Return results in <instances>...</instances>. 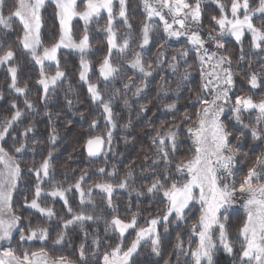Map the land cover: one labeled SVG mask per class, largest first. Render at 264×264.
<instances>
[{
    "label": "snow or ice",
    "instance_id": "6c2138e0",
    "mask_svg": "<svg viewBox=\"0 0 264 264\" xmlns=\"http://www.w3.org/2000/svg\"><path fill=\"white\" fill-rule=\"evenodd\" d=\"M219 9V16L213 15L211 20L214 27L209 30L207 40H205L199 28L202 27V4L204 0H141L143 9L146 13V19L140 28V36L137 47L139 51L133 49L132 45L135 37L132 34L133 25L128 15L127 0H15V6L6 16L3 14L7 6V0H0V29L10 30L12 22L18 20L22 26V34L18 37V47L30 55L32 61L40 66L41 79L38 81L43 87L44 95L42 100H46L50 90L54 89L57 82L66 76L64 71L60 70L57 53L61 48L70 49L79 54L80 71L79 80L87 85V91L93 103L98 104L104 113V118L108 126L106 136L107 141L100 136H94L86 141V151L89 157H96L101 152V146L107 142L111 144L112 130L116 128L113 119V110L111 100H105L99 88V84L90 82L89 72L91 62L87 55L92 50L90 27L93 23L99 25L101 20L106 22L102 28L105 34L107 53L99 63V78L105 83L107 90L108 83L117 78L121 71L119 64L113 63L115 54H119L122 59L127 60L128 67L134 72L140 73L144 79L136 85L134 96H139L144 88L147 87V78L152 76L153 69L151 64H145L143 59V50L151 42L150 34L153 32V18H159L163 25V32L169 38L179 39L187 38L188 45L196 51L197 59L200 63L201 74V92L211 94V99L202 95L196 96V102L202 107L196 111V119L188 113H184L183 122L192 121L184 129L188 133V139L191 141L189 146L190 157L175 162L174 172L172 164L175 156L180 150L181 124H175L169 128L163 135L157 129L156 135L152 138L156 145L155 158L151 159L152 165L159 168L163 165V171L156 172L152 183L147 186L146 191L149 194L163 197L166 201L162 215L148 220L147 227L138 226L137 214L133 213L130 220L125 221L116 213L113 204V193L116 188L128 190V181L132 179L133 173L129 169L125 177L119 184L97 183L85 190L82 183L87 176V172L76 180L74 185L67 188L59 186L54 179L53 174V151L50 150L46 157L42 159L39 166L29 168V173L34 174L35 183L32 186V198L27 196L24 199L23 207L35 210L41 217L52 220L57 213L51 206H42L40 201L45 197H51L55 202L57 199L63 202L67 213L71 219L62 220V230L58 233L56 239L52 242L60 245L64 241L66 230L76 225L84 231V225L87 222H97L104 219L105 234L114 233L118 237L115 247H110L102 255V264H131L132 257L137 253L142 243H151L153 254L161 255V234L158 231V225L163 223L165 233L168 226L172 223L185 221V217L199 205V216L191 225L188 247H185L180 234H177L175 250V264H214V254L223 249L229 256L235 253V241L229 236V209L233 208L237 202V193L243 199L242 208L245 212L243 224L239 227L237 237L240 245L238 264H264V149L255 156L251 167L243 175L242 180L237 184V174L240 171L238 165L241 161L238 156L248 153H241V144L251 135L255 142L252 145L253 150L264 144V98L255 101L252 96H235L233 103L230 92L235 87V76L232 64L233 57L227 50L225 37H232L238 44L242 45V38L246 33L251 35V48L264 52V0H231L230 7L223 0H211ZM118 3V11L116 4ZM46 4L55 6V16L59 21V34L55 42L50 47H45L41 39V30L43 28L42 10ZM83 5V9L80 6ZM230 12V15L228 14ZM242 13V14H241ZM168 17H171L169 22ZM78 19L83 22V32L78 40L74 38L73 21ZM259 21L257 26L256 21ZM126 29L121 35L117 24ZM178 27H175L177 26ZM211 41L215 49L224 50L223 52L209 51L205 47L206 43ZM43 49L41 52L40 49ZM131 52V59H128V53ZM180 57H187L188 49L178 50ZM164 52H158L157 64L163 63L161 59ZM16 52L12 46L4 49L0 45V65H8V73L11 78L9 88L18 95L27 94V85L18 86V67L12 62L15 60ZM246 59V53L241 47L239 61ZM173 61L177 56L172 57ZM45 61L56 63L54 75L48 76L44 72ZM168 67L173 71H178L177 63H170ZM191 67V66H189ZM189 67L184 68L182 80L187 81L190 77ZM210 69V70H206ZM264 75V68L260 73L252 72L248 76L247 83L251 89L264 87V80L258 79ZM128 83L123 85L125 91L133 86V77H128ZM119 94V90L113 93V96ZM2 98V97H0ZM71 101L69 104L71 105ZM125 105L128 100H124ZM24 104L27 109H32L33 104L25 99ZM16 109L12 115L0 121V141L6 142L10 135V130L14 124L23 116L16 103L11 104ZM168 111H174L176 104H166ZM144 106H141L143 111ZM232 113V119L236 125L240 126L239 135L236 136L237 145H233L230 137L234 133L230 132L221 116L225 111ZM243 113H255V123H245L242 119ZM128 125H124L127 127ZM91 127H97V121L93 120ZM32 131L29 126L20 135L27 136ZM17 138L13 137L15 141ZM58 137L55 135V129L49 136V142L55 144ZM26 148V144L21 142L19 147L14 148L16 154L21 153ZM150 165L145 171L155 169ZM0 264H89V254L86 251L87 244L81 243L78 248V260H70L68 257L59 255L53 256L45 247H39L36 250L24 249L20 251L23 244L28 241H40L44 244L50 238L49 229L39 225L33 227L24 226V217L17 214L13 206L14 192L18 189L22 177L20 163L14 158V155L0 144ZM100 173L105 169L100 168ZM113 173H109L112 175ZM175 175V178H174ZM51 183L50 190H45V183ZM170 182V183H169ZM93 188L99 189L101 193L106 194L104 202L106 208L113 213L110 220L104 215H96V206L92 199ZM75 190L79 194L80 207L79 212L74 211L70 205L67 193ZM132 192L142 195L137 189L132 188ZM87 197V198H86ZM92 205V212H85L83 208ZM105 209H101L103 213ZM177 226L179 224L177 223ZM129 230L135 231V238L131 240L126 250L125 240ZM18 233L19 239L16 240ZM85 239L89 233L84 232ZM195 238V239H193ZM16 241V247L12 242ZM102 241L100 237L94 236L92 245L94 250L92 257L97 256ZM193 243L195 247H192ZM183 254L184 260L181 261L180 255ZM165 264H172L166 260Z\"/></svg>",
    "mask_w": 264,
    "mask_h": 264
},
{
    "label": "trees",
    "instance_id": "16d2710c",
    "mask_svg": "<svg viewBox=\"0 0 264 264\" xmlns=\"http://www.w3.org/2000/svg\"><path fill=\"white\" fill-rule=\"evenodd\" d=\"M14 6L15 0H7V6L4 8L3 14L7 16L9 12L14 9ZM208 6H212V4L206 7ZM209 15L210 13L206 8V11L202 13V25H207L209 23L211 17ZM42 17L44 23L41 30V39L43 45L49 47L55 42V38H57L59 34V21L55 16V6L46 4L45 9L42 10ZM72 26L75 39H79L80 31L83 30L84 27L83 24L78 20L74 21ZM21 34L22 26L19 25V22L16 20L12 22V28L10 30L5 31L0 29V45H3L4 49L12 46L13 50L16 52L15 65L18 67V86L23 87L27 85L26 96L16 94L10 95H13L12 98H15L17 107L24 113L22 120H20L24 127L23 131L29 126L33 128V131L29 132L27 136L20 135L23 132L18 131V134H15L17 138L15 141L13 140L12 134V136L7 137L6 142L2 143L5 148L12 150V154L16 157L17 162L20 163L22 171H24L21 177L23 180L21 181L20 190L24 192L25 197L28 195V199L31 200L32 186L36 181H34V174L29 173L28 169L34 167L36 162H41L50 150L57 151L56 156H53L52 159V165H54L53 174L56 177L64 179L63 184L57 182V184L63 188L74 185L76 180L84 172H87V180L88 178L89 180L92 178L95 182L101 179L96 171L107 163L108 165L106 168L108 171L106 173V178L110 182L116 181L114 185L119 184L121 179L125 177L129 169H131L133 176L132 179L128 181V190L116 188L113 193V204L116 208L115 214L119 215L121 219L128 221L131 219L132 214L136 213L138 226L147 227L146 220L148 218L151 219V214L164 209V206H162L164 200L159 198L147 200L145 198V201L141 202L140 199L132 196L136 194V192H132L131 189L135 188L140 193L145 194L146 188L152 183L155 173L163 171L162 164L159 168H156L155 165H152L151 159H145L146 156L153 159L155 158L156 145L153 144L152 138L156 135L157 129H159L160 134L163 135L164 132L173 125L181 124L180 150L175 156L171 166L173 172L175 169V162L186 159L191 155L188 150L191 141L188 139V133L184 131V129L196 119L195 114L199 105V103L196 102V96L202 93L198 76L190 77L189 80L185 81L182 88V86H177L178 80L175 77L168 76L167 74L164 77L160 73L153 72L152 76L147 80V87L136 97L123 94H118L114 97L113 91L116 88H111L109 82L108 90L110 93L107 94L106 98L111 100L114 113L113 119L117 126L118 135L113 134L117 149L113 157L108 158V160L101 158L103 154L96 159H91L86 156L84 146L90 134H92V129L94 130V128L91 127L92 121H97L98 118L103 119L104 113L102 109L101 114L95 111V107L97 108L98 104L96 106V104L92 102L87 89L79 82V75L76 73V68L79 63V54L71 50H62L58 53L60 68L67 66L64 71L66 76L61 79L60 83L57 84L54 89L49 91L47 99L42 100L41 97L44 93L38 83L40 70L33 66L34 62L31 60L30 55L25 53L22 47L17 46L18 37ZM96 38H98L96 35H91L93 47L88 54L89 59L92 60L91 63L96 61L95 59L102 60L107 53V45H98V40H96ZM250 41L251 39L247 38V42ZM238 48L239 46L237 45L227 46V50L231 55L237 52ZM255 51L254 55L251 56L253 60L251 67L253 68V72L257 73L259 63H255V59L259 58L261 53L260 51ZM95 54L96 56H94ZM114 57L113 63L117 64ZM233 70L234 73H238L235 78L238 89H240L242 93L252 96L254 100L258 99L259 92L254 94V90H252L249 85L245 84L246 81L244 77L241 76L243 74L242 69L234 68ZM123 75L128 77L132 76L130 70ZM161 81L164 83H161ZM93 82H98L100 85L102 80L94 77ZM10 83L11 79L7 68H2L0 70V97H2L0 98V121L11 116L16 110L11 107V98L7 95L10 89ZM134 84L135 79H133V85ZM121 88L124 87L122 86ZM181 88L182 90H180ZM123 91L124 89L120 92ZM29 96L33 98L32 104L36 110L26 108L23 98ZM125 99L128 100L127 105L124 103ZM69 101L72 102L71 105H76L74 110L66 108L70 105ZM49 103L51 105V111L44 110ZM171 103L176 104V109L170 112L165 108V105ZM142 105L144 106L143 111L141 110ZM37 113H39V118L35 115ZM184 113H188L192 117V121L181 123ZM124 125L128 126L124 127ZM53 129H55V135L58 137L55 144L49 142V136L52 134ZM21 142L26 144V148L21 153L16 154L14 148L16 145L19 147ZM244 151L248 154L256 152L255 149L253 150L250 141H247V146ZM242 164L243 163L239 166L240 171H244L242 168H245ZM150 165L155 169V172L150 169L152 175L151 179L149 181H144V168H148ZM109 173L113 174L109 175ZM242 178L243 175L237 174V184H239ZM45 184H49V182ZM46 188L47 187H45V189ZM72 194L76 197H79V194L76 193L74 189L67 193L70 205L73 207L74 211L79 212L81 210L80 202H73ZM91 196L96 206L95 214L104 215L106 219L112 218L113 213L106 208V203L104 199H102L106 198V194L93 190ZM41 201L47 205H52L51 207H53L57 215L59 214L64 219H71V216L67 213V209L63 206V202L59 201V199L53 202L51 197H45ZM101 209H105V211L101 213ZM83 210L85 212H92V205L85 206ZM26 213H30L31 218L38 214L33 210H26ZM54 219L55 217L49 221L46 217L40 216L41 223L49 224L48 222H50L55 225ZM243 220V215L241 213H234L230 216L228 231L230 239L236 242L235 253L233 256H229L222 248L219 249V252H216L213 257L214 264H238L240 245L237 233L239 227L243 224ZM28 221L29 220H27L25 224L34 223H29ZM100 221L95 222V224ZM170 225L166 233L168 235H171L175 229L170 227ZM98 228L100 229L95 230V228H92V224L85 223L84 230L89 233L87 239H85V234H83L81 229H76L74 232L70 230L66 232V239L62 244L54 246L50 240L51 243L43 244L42 247H45L48 251L51 250L50 253L53 256L63 255L75 261L79 259L77 250L80 244L86 243V251L89 254V264H102V259L100 260L99 256L101 254L103 255L105 251L112 247L109 243L114 239L108 234L104 235L102 228H105V226ZM158 231L165 232L163 223L160 224ZM129 234H135V231H130ZM97 235L102 241L106 242L101 244L97 258L91 259L90 256L94 250L92 239ZM112 235L118 239L116 234L112 233ZM128 239L129 238H126L125 240L127 243ZM27 246H31V249H34L36 244L33 242L28 244L25 243L24 247L26 248ZM162 250L163 248L161 249V255L157 256L152 253L151 249H146L144 246H141L131 260V264H165V261L172 255H165ZM143 252L146 253L143 254ZM175 262L176 257H173L172 264Z\"/></svg>",
    "mask_w": 264,
    "mask_h": 264
},
{
    "label": "rangeland",
    "instance_id": "374dc122",
    "mask_svg": "<svg viewBox=\"0 0 264 264\" xmlns=\"http://www.w3.org/2000/svg\"><path fill=\"white\" fill-rule=\"evenodd\" d=\"M230 1L231 0H223V2L226 3V5H228V6H229ZM191 2H194V0H191ZM211 4H212V6L206 7L207 5H211ZM127 5H128V15L130 17V22L133 25L132 34L135 37V40L133 42L132 47H133V49L139 51L140 49L137 47V45H138V42H139L140 28H141V25L144 23V21L146 19V13H145V11L143 9V5L141 3V0H130V1L127 0ZM118 7L119 6H118V3H117L116 4L117 11H118ZM206 8H207V11L210 13L209 16H211V17L213 15L219 16V9L217 8L216 4H214V3L211 2V0H204V3L202 4V13L204 11H206ZM80 9L81 10L83 9V5L80 6ZM211 17H210L209 23L207 25L206 24L205 25H202V27L198 29V31H200L202 37L205 40H207V36H208L209 30L214 27V22L211 20ZM168 19H169V22H171V17H168ZM16 21H18V20H16ZM74 21H78V19H76ZM80 22L83 24L82 21H80ZM105 22H106V14H105V19L104 20H101L99 25L93 23L91 25V27H90V34L91 35L94 34V35H96L98 37V38H96V40H98L97 42H98V45H100V46H105L106 45V40H105V34L102 31H97V28L98 27L99 28H102L103 25L105 24ZM151 23L153 24V32L150 34V36H151V42H150L149 46H147L143 50V59L145 61L146 66H147V64H151L152 65L153 72L160 73L164 77H165L166 74L168 76L175 77L178 80L177 81V86H182V88H183V85L185 83V81L182 80L183 70H184V68L191 66V67H189L190 77L198 76V80H199L200 85H201L200 63H199V60L197 59L196 51L194 49H192L190 45H188L187 38L186 37H181L179 39H176V38H169V37H167V35L163 32V25H162V23L159 22V18H153V20L151 21ZM256 24H257V26H259V21L258 22L256 21ZM117 27L120 29L121 35H123V33L126 31V29H124L121 26L120 23L117 24ZM175 27H178V25L175 26ZM82 32H83V30L80 31L79 38L82 35ZM74 38H75V35H74ZM247 38L251 39L250 33H246V35L242 38V45L241 44H238L235 41V39L232 38V37H225L224 40H225L227 46H232V45L239 46L238 51L237 52H234L231 55L233 57V60H234V62L232 64V69H234V68H240V69H242L243 74L241 76L244 77V79L246 81L245 84L246 85H249L247 83V79H248V76L250 75V73L253 72V68L251 67V64H252L253 60L251 59V56H253L256 51L251 48V43L250 42H247ZM76 40H78V39H76ZM90 42H91V44H93V41H90ZM205 47H207L209 49V51H218V52H223L224 51V50H221V49H215L214 46H213V43L211 41L207 42L206 45H205ZM241 47H243L244 52L246 53V59L243 62H237V61H239V55H240ZM182 49H188L189 54H188L187 57H180L179 56L178 50H182ZM62 50H70V49L61 48L58 51V53L60 51H62ZM40 51L42 52L43 49L41 48ZM161 51L164 52V56L161 58L163 60V63L157 64V54H158V52H161ZM58 53H57V58L59 57L58 56ZM260 53H261V56L259 58H256L255 59V63H259L258 68H257V73H260L262 71V68H264V52H260ZM174 55L177 56V60L176 61H173L172 60V57ZM94 56H96V54ZM114 56H116V57H114V59H115V62L120 65L121 71L117 75V78L115 80L110 81V87L111 88H116L113 92H116L117 90H119V94L129 95V96L136 97V96L133 95V93L135 92V87H136V85H139L140 81L143 80L144 77L140 73L134 72V70L130 69L128 67L127 60L122 59L119 54H115ZM131 58H132L131 57V52H129L128 53V59H131ZM87 59L90 62H92V60L89 59L88 55H87ZM95 60L96 61H94L93 63H91V70L89 72L90 82H93V78L94 77L99 78L98 67H99V63H100L101 59H95ZM174 62L178 64V71L177 72H173L168 67V65L170 63H174ZM12 63L15 64V60ZM33 66L39 68V70L41 71L40 66L39 65H36L35 62L33 64ZM2 68H7L8 69V65H0V70ZM66 68H67V66L66 67H61L60 70L61 71H65ZM128 70L131 71V74H132L131 77H133V79H135V84L130 89H128L127 91H125V89L124 88H121V87L125 83H128V80H127L128 79V76L123 75ZM206 70H210V69H206ZM55 71H56V63L53 62V61H45V64H44V72H45V74L48 75V76H51V75H54L55 74ZM79 71H80V57H79L78 66L76 68L77 75H79ZM150 77H148L147 80ZM235 78H236V76H235ZM40 79H41V76H40L39 80ZM258 79L264 80V75H260L258 77ZM60 81H58L57 84H59ZM124 81H126V82H124ZM179 81H180V83H179ZM79 82L81 84H83L84 88L87 89V85L86 84H84L81 81H79ZM93 83H95V82H93ZM161 83H164V82L161 81ZM108 87H109V85L107 86V90H105V83L102 80V82L99 85V88H100V90H101V92L103 94V98L105 100H108L106 97H107V94L110 93L109 90H108ZM40 88L43 91L42 85H40ZM182 88L180 90H182ZM123 89H124V91L123 92H120ZM252 90H254V94L259 92V97L255 101H259L260 99L264 98V87H260L258 89H252ZM8 93H7L8 97L11 98V101L10 102H12V103L15 102V98L13 99L12 96L14 94H16V95H18V94L15 93V91L12 90V89H9ZM10 94H13V95H10ZM200 95L206 97L209 100L212 98L211 97V94H209V93L202 92ZM237 95H239V96H248V95L242 93L240 91V89H238V86H236V81H235V87L230 92V96L232 97L233 103H234V100H235V96H237ZM23 99L24 100L25 99H28L31 102L33 101V98H31V96L26 97V98L24 97ZM96 106H97V104H96ZM201 107L202 106L199 104L198 105V109L201 108ZM66 108H70V109L74 110L76 108V105H68ZM101 109L102 108L99 107V105L97 106V108L95 107V111L96 112H99L100 114L102 113L101 112ZM32 110H36V109L33 107ZM44 110L51 111V105H50V103L48 105H46V107L44 108ZM112 110H113V108H112ZM70 112H72V111H70ZM35 115L39 118V113H37ZM8 117L10 118V116H8ZM231 117H232V113L229 110L226 109L225 113L221 116V120H222V122L225 123V125H226L227 128L230 125V127L228 128V130L230 132H232V133L237 132V133H234L232 137H230L232 144L233 145H237L238 142L236 140V136L239 135L238 129H240V126L239 125H236V127L234 128L232 125L235 124V121ZM242 119H243V121L245 123L254 124L255 123V113H252L251 114V118L249 117V113H243ZM20 120H22V118ZM20 120L17 121L14 124L13 128L10 130V133L11 132L13 133V137H15V134L16 135L18 134V131L24 132L23 131L24 130V127L22 125V122H20ZM107 128H108V126L106 124V120L104 118L103 119L102 118H98L97 119V127H95L94 130L92 129V134H90L89 138H92L94 136L100 135V136H102L105 139V141H107V136H106ZM32 131H33V128H32ZM112 133L115 134V135H118L117 126H116L115 129L112 130ZM113 134H112L111 144H108L107 142L105 143L106 144L105 145L106 147H105L104 153H103V155L101 157L103 159H107L108 160V158L113 157V154L115 153V151L117 149L116 148V145L114 143V136H113ZM247 141H250L252 143V145L255 143L252 140L250 133L247 136L246 140H244L242 142V144H241V148L243 150V151L241 150V153H247V152L244 151L245 147L247 146ZM2 143H3V141H0V144H2ZM15 147H17V145ZM6 149L9 151L10 154L13 153L12 150H10L9 148H6ZM262 149H264V144H261L260 147H256L255 148L256 152L253 153V154H248L247 157H245L243 154H241L240 156H238V159L241 161V163H243L242 166L245 167V168H242V170H244V171H239L238 174H240L241 176L246 174L247 169H248V167H251L252 162L255 159V156L258 155L261 152ZM56 154H57V151L54 150L53 151V156L55 157ZM14 158L16 159L15 156H14ZM241 163H240V165H241ZM39 164H40V161L39 162H36L34 164V166L38 167ZM107 165H108V163L105 164L104 166L102 165L100 167V168H104L105 169V172L104 173H100L99 171H96L98 173V175L101 177V179H99V180H97V181L94 182V180L92 178H91V180H89V178L87 180V176H86L85 177V180L86 181H83L82 187H84V189L87 190L88 187L93 186V185H95L97 183H112V184H114L116 181L110 182L106 178V173L108 171L107 168H106ZM240 165H238V168H239ZM0 167H2V166H0ZM53 169H54V165H53ZM151 176L152 175H151L150 170L149 171H145V168H144V173H143L144 181H149L151 179ZM54 179H55V182L56 183L57 182H60V183L63 184V182H64V179H62L60 177H56L55 175H54ZM34 181H35V179H34ZM44 187H47L45 190H50L51 183L45 184ZM93 190H96L97 192L101 193L99 189L93 188ZM71 196H72V201L73 202L74 201L80 202L79 197H76L74 194H72ZM132 196L135 197V198L140 199L141 202H144L145 201V198L147 200H150L151 198L152 199H154V198L163 199L162 196H160L158 194L157 195H152V194L147 193V191H146L145 194H142V195H139V196L136 195V194H133ZM243 202H244L243 199L240 198V194L237 193V202H236V204L234 205L233 208H230L229 209V213L231 215H233L234 213H241L243 215V219H245V215L246 214L244 212V209L242 208ZM165 204H166V201L164 200V203L162 205V206H164V208H165ZM41 205L42 206H52L50 204L47 205L45 203L44 204L41 203ZM14 209L17 212V214H20V210H19V208H17V206H14ZM198 209H199V205H196L195 206V209L192 212H190L185 217V221L177 222L179 224V226H177V223H172L170 225V227L175 228V229H174V231L172 232L171 235H168L165 232H159L161 234V240H162V243H161V246L160 247H161V249L163 248L162 252L165 255H169V256L172 255V256H170L168 258V260H170L171 262H172L173 257H176V250H175V247L174 246H175V243H176V237H177V234L178 233L180 234L181 239L184 241L185 247H188V243L187 242H188L189 236H190V228H191V225L195 222L196 218L199 216ZM163 210L157 211L156 213L151 214V219L154 218V217H156L157 215H162L163 214ZM33 211L35 212V210H33ZM237 211H241V212H237ZM63 219L64 218H62L58 214V215L55 216V219H54L55 225H53L52 223L48 222L50 224V227L41 226V227L48 228L49 229V232H50V230H52L50 232V238H49V240L53 241L54 239H56L58 233L62 230V220ZM110 219L111 218H108V220H110ZM148 220H150V219L148 218L146 220V222ZM243 222H244V220H243ZM87 223L88 224H92V228H95V230L100 229L98 227L105 226L104 219H101V221L99 223H97V224L91 223V222H87ZM27 226H29L28 223H27ZM31 226L35 227V226H37V224H31ZM159 226L160 225H158V230H159ZM76 229L77 230H80V226L79 225H76L74 227H70L68 230H66V232H69L70 230H72L74 232ZM130 231H132V230H129V233H130ZM84 232H85V230L83 231V234H84ZM102 232L104 233V235H107L104 232V228H102ZM129 233L127 234V238H129L128 239V243L126 241L124 243L125 250H126L127 246L130 244L131 240L135 238V234H129ZM108 235L111 238L114 239L109 244H111L112 247H115V244L118 242V239L115 238L112 235L111 232H109ZM18 239H19V235L17 233L16 234V240H18ZM65 239H66V236L64 237V240ZM193 239H195V238H193ZM30 242H33L34 244H36V246L34 247V249H31L32 248L31 246H27L25 248L24 247V244L25 243H24L23 246H22V248H20L19 250L20 251H23L24 249L36 250L37 248L42 247L43 244H44V243H42L40 241H28V242H26V244H28ZM0 243H5V246H7L6 242H0ZM12 246L13 247H16V241H13L12 242ZM54 246H56V245L54 244ZM141 246H144L146 249H151V243H150V241L147 244L142 243ZM192 247H195V244L194 243H193ZM139 248H138V250H139ZM217 252H219V250ZM145 253L146 252H143V254H145ZM135 254L133 255V257L135 256ZM101 255L99 256V259L100 260L102 259V256ZM133 257H132V259H133ZM90 258L91 259H96L97 256L92 257V255H91ZM180 258H181V261L184 260L183 254L180 255ZM189 264H191L190 258H189Z\"/></svg>",
    "mask_w": 264,
    "mask_h": 264
},
{
    "label": "flooded vegetation",
    "instance_id": "af4514ba",
    "mask_svg": "<svg viewBox=\"0 0 264 264\" xmlns=\"http://www.w3.org/2000/svg\"><path fill=\"white\" fill-rule=\"evenodd\" d=\"M230 4H231V1H230V3H229V7H230ZM229 14H230V12H229ZM12 132L10 133V135L9 136H12ZM24 171H22V173H23ZM23 179L21 178V180H20V182H19V186H18V189L15 191V193H14V200H13V206H17V208H19V210H20V214L21 215H23L24 217H26V219L24 220V226L25 227H27V224H25V222L27 221V220H29L28 222L29 223H33V224H37V225H39V226H47V227H50V224H47V223H41V221H40V215L39 214H36V216H34L33 218H31V214L29 213V214H27L26 213V210H31V209H26V208H24L23 207V205H24V199H25V195H24V192L23 191H21L20 190V185H21V181H22ZM27 198H29V196L27 195ZM40 203H43L44 204V202L43 201H40ZM24 212V213H23ZM31 220V221H30ZM52 230H50V232H51ZM47 243L49 244V243H51L50 242V240H48L47 241ZM46 243V244H47ZM52 244H53V242H52ZM51 250H49V252H50Z\"/></svg>",
    "mask_w": 264,
    "mask_h": 264
},
{
    "label": "water",
    "instance_id": "95a60500",
    "mask_svg": "<svg viewBox=\"0 0 264 264\" xmlns=\"http://www.w3.org/2000/svg\"><path fill=\"white\" fill-rule=\"evenodd\" d=\"M85 145H86V143H85ZM104 148H105V143L101 146V149H102V150H101V152H100V154H99L98 156H96V157H89V156L87 155L86 147L84 146L85 154H86L87 157H89V158H97V157H99V156L103 153Z\"/></svg>",
    "mask_w": 264,
    "mask_h": 264
}]
</instances>
